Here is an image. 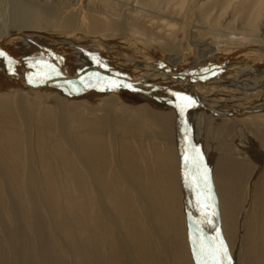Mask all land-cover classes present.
Segmentation results:
<instances>
[{
	"label": "rangeland",
	"instance_id": "obj_1",
	"mask_svg": "<svg viewBox=\"0 0 264 264\" xmlns=\"http://www.w3.org/2000/svg\"><path fill=\"white\" fill-rule=\"evenodd\" d=\"M144 1L0 0V43L19 35L34 34L44 42L24 37L25 45L28 42L24 49L32 54L42 51L47 59L55 60L53 49L45 41L78 35V44L98 54L97 57L103 56L106 63L108 58L115 61L117 57L121 62L124 60L122 63L126 59L145 63L143 56L148 55L151 57H147L146 62L147 59L158 61L154 65L158 72L180 66L190 69L195 63L203 62L204 66L208 63L223 66L231 61L251 69H264V0H163L165 3L151 0L156 7L150 5V0L145 1L147 4ZM211 49L218 50L213 51L214 55H204ZM46 58L42 60L47 62ZM2 71L0 69V264H42L48 257H62L64 264L78 263L77 238L71 236H76L75 218L78 220L80 216L75 203L79 192L73 185L76 173L71 166H82L87 149L95 139L110 151L115 142L120 152H128L141 172V181L160 173L159 157L165 156L171 147L178 152L181 139L183 153L188 156L185 169L192 172L188 175L189 183H197L204 171L215 178L214 172L221 169L220 164L224 162L228 187L232 186L229 183H234V192L240 198L231 223L245 224V211L250 210L254 217L257 205L264 203L263 112L218 118L195 106L185 111L178 124L179 111L151 98L143 99L140 92H116L99 85L63 89L47 84L32 89L29 86L39 85L20 83ZM214 87L220 96L226 92ZM144 110L161 119L158 122L147 119L139 113ZM173 114L177 118L175 124H167L165 117ZM76 150L80 151V156ZM243 168L244 177L238 178ZM83 173V182H89L86 171ZM203 200L199 197L197 204L187 209L185 230L191 240L188 246L194 261L197 264H217L218 260L220 264H238L240 248L233 250L223 237L222 240L216 236L211 222L214 217H208L207 223L204 213L208 207ZM11 203L15 206L13 209ZM86 203L94 211V203ZM37 217L45 221L43 234L37 232L40 229ZM219 222L223 227L222 214ZM221 244L223 252H220ZM28 251L31 252L28 254ZM92 257L89 255V259Z\"/></svg>",
	"mask_w": 264,
	"mask_h": 264
},
{
	"label": "bare ground",
	"instance_id": "obj_2",
	"mask_svg": "<svg viewBox=\"0 0 264 264\" xmlns=\"http://www.w3.org/2000/svg\"><path fill=\"white\" fill-rule=\"evenodd\" d=\"M161 1L163 2V0ZM152 2L150 5L153 4ZM154 6L156 7V5ZM253 26L250 28L252 29ZM36 36L26 34L21 37L19 35L13 40L0 43V52H3V56H5V59L0 56V69L8 75L13 71L19 79L15 78V80L20 83H25V81L37 85L48 83L55 88L63 89H86L99 85L116 92L125 91L130 94L140 92L143 99L151 98L155 102L179 111L178 119L175 114L165 117L167 124L169 122L175 124L176 119L178 123L185 111L194 109L195 106L218 118L264 113V109L258 110L256 113L242 111L247 108L264 107L263 68L251 69V67H243L240 63L232 61L223 63V66H213L209 63L204 66L205 62H203L195 63L190 69L180 66L172 71L158 72L154 66L158 61L155 63V61L149 60L151 56L148 55L143 56L149 57L147 62L146 58L143 59L142 62L145 63H139L134 59H126V62L122 63L124 60L121 62L122 59H118V57L115 61H109L108 58L106 63L103 61V56L97 57L98 54L96 56L95 52L78 44L80 38L78 35L54 39L53 42L45 41L48 47L53 49L51 52L53 57H57L55 60H49L44 56L47 54L42 51L32 54L24 49L28 44L27 42L25 45V38L42 39V37ZM40 41L42 44L44 39ZM48 47L46 46V48ZM215 50L218 49H211L204 55H214L213 51ZM262 51L264 52V50ZM45 58L47 62L42 60ZM39 65H41L40 68H38ZM164 67L166 66L164 65ZM88 68L90 69L87 70ZM201 85L205 86L201 87ZM214 85L225 89L224 95L216 94ZM139 113L148 117L147 119L152 118L157 122L161 119L149 110ZM93 138L96 137L93 136ZM169 139L171 141L172 138ZM91 142L86 152V161H82V166L74 164L71 166L76 173L73 185L79 192L75 203L80 210V216L78 214V220L75 218L76 236H71V238H77L75 248L77 247V251L80 250V254L77 255V264H197L194 261L193 252L188 246L191 240H188L185 227H187L188 206L193 207L192 205L197 204L199 197H203L204 204L206 203V208L208 207L207 212L204 213L207 215V223L208 217H214L211 222L216 230V236L223 237L224 242L229 243L233 250L240 248L238 264H264V203L258 204L259 207L257 205L256 211L253 213L254 217H251L250 210L245 211L247 219L245 224H241V221L231 223L233 213L237 214L240 198L234 192V183H229L232 186L228 187L224 162L220 164L221 169L214 172L215 178L204 171L203 174L201 173L202 177H199L201 182L197 180V183L194 182L195 184L189 183L188 175H191L192 172L185 169L188 156L183 153V142L179 139L178 152L171 147L166 150L165 156L159 157L160 173L157 175L153 173L148 180L141 181V172L138 171L136 163L132 161V156L128 152H120V146L117 147L115 142L112 143V151L104 144L99 145L96 139ZM76 152L80 156V151L76 150ZM84 170L89 179V182L86 183L82 180L85 174ZM243 170L244 168L238 178L244 177ZM32 176L35 178V174ZM35 199L37 200V198ZM86 201L94 203V211L91 210L92 208L89 209ZM200 203L202 202L200 201ZM13 207L15 206L11 208L13 209ZM14 210L16 209L14 208ZM220 211L223 227L219 222ZM36 220L38 228H40L37 229V232L43 234L42 223L45 221L43 222L40 217H37ZM190 224L189 229L191 228ZM210 230L212 231V229ZM190 231L192 230L190 229ZM46 235L49 236V233ZM29 252L31 251H28V254ZM89 255H93L92 259H89ZM71 256L73 255L71 254ZM64 263L66 262L62 261V257H48L42 264Z\"/></svg>",
	"mask_w": 264,
	"mask_h": 264
},
{
	"label": "water",
	"instance_id": "obj_3",
	"mask_svg": "<svg viewBox=\"0 0 264 264\" xmlns=\"http://www.w3.org/2000/svg\"><path fill=\"white\" fill-rule=\"evenodd\" d=\"M2 58L3 59H5V56H2ZM90 68H88L87 70H89ZM10 75L15 79H18L17 78V75L13 72V71H11V73H10ZM176 77V76H175ZM176 78H178V77H176ZM19 80V79H18ZM46 84H48V83H41L39 86H29V87H31L32 89H36V88H40V86H44V85H46ZM264 109V107H262V108H250V109H248L247 108V110L246 109H244V110H242V111H244V112H248V113H256V111H260V110H263Z\"/></svg>",
	"mask_w": 264,
	"mask_h": 264
},
{
	"label": "snow or ice",
	"instance_id": "obj_4",
	"mask_svg": "<svg viewBox=\"0 0 264 264\" xmlns=\"http://www.w3.org/2000/svg\"><path fill=\"white\" fill-rule=\"evenodd\" d=\"M3 55H4V53L0 52V56H3ZM220 252H223V245L222 244H221ZM217 264H220L219 260L217 261Z\"/></svg>",
	"mask_w": 264,
	"mask_h": 264
}]
</instances>
